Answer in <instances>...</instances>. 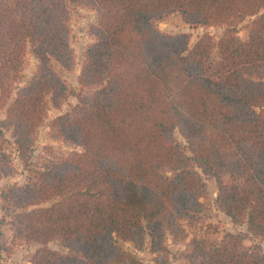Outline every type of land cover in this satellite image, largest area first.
I'll list each match as a JSON object with an SVG mask.
<instances>
[{"label": "trees", "instance_id": "trees-1", "mask_svg": "<svg viewBox=\"0 0 264 264\" xmlns=\"http://www.w3.org/2000/svg\"><path fill=\"white\" fill-rule=\"evenodd\" d=\"M70 5L97 14L77 94L57 70L75 65ZM176 13L224 33L190 48L187 34L155 26ZM29 46L38 69L12 97ZM71 96L78 104L50 129L81 150L2 192L19 211L17 236L41 245L31 264H145L121 243L141 249L149 238L158 253L168 234L184 238L182 222L205 210L202 174L215 178L220 210L264 236V0H0V110L25 167L50 107ZM4 143L0 134V177H10ZM54 240L67 252L51 249ZM242 242L233 233L214 245L194 239L188 264H264Z\"/></svg>", "mask_w": 264, "mask_h": 264}, {"label": "rangeland", "instance_id": "rangeland-1", "mask_svg": "<svg viewBox=\"0 0 264 264\" xmlns=\"http://www.w3.org/2000/svg\"><path fill=\"white\" fill-rule=\"evenodd\" d=\"M71 12V45L75 52V65L71 70H64L57 67L58 72L67 82L74 94L81 92L82 88L79 82L82 65L88 46L94 42L90 34V28L97 23L96 12L82 5H70ZM253 18H247L239 26V36L246 39L248 36V26ZM157 29L164 34L176 35L187 34L191 48L200 37L205 34L211 35L215 41H218L225 30V26H198L193 27L184 22L179 14H173L164 20L155 23ZM39 60L33 54L31 47L27 49L25 56L22 78L13 86L12 97L15 96L18 89L26 85L34 76L38 69ZM85 90L84 93H88ZM78 104V99L71 96L59 109L50 107L47 118L39 128L35 142L31 149V163L25 167L19 157L18 151L14 145L12 130L6 128L3 123L6 119V109L0 110V134H2L6 143L4 146L6 152L11 155L15 173L10 177H0V264H31L32 255L41 247L40 244L29 242L25 238L17 236L12 221L19 212L12 208L2 197V192L13 185H25L32 176L33 170H38L48 162L54 159H62L81 148L69 144L62 139L52 136L50 125L54 118L68 112L72 107ZM177 144L186 151L187 141L177 131L175 133ZM200 171V170H199ZM203 180L207 184L208 194L202 200L205 204L204 212L199 217L191 221H183L186 236L173 237L167 235L165 250L154 253L151 250L150 239L148 238L144 247L136 248L132 243L122 242V247L137 256L145 264H188L187 256L191 250V243L194 239L201 240L208 245L220 244L227 234L233 233L243 236L242 250L245 252L258 251L264 255V236L254 235L248 229L247 223H235L223 211L220 210L217 203V183L213 176L202 174ZM227 182L229 176L225 177ZM47 204L46 206H49ZM50 248L59 252L66 253L67 249L59 240H54L49 244Z\"/></svg>", "mask_w": 264, "mask_h": 264}]
</instances>
